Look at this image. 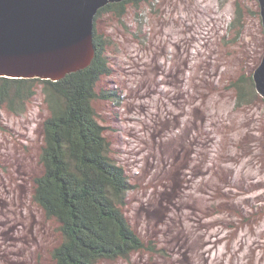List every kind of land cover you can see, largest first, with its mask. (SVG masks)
I'll return each instance as SVG.
<instances>
[{
	"label": "trees",
	"instance_id": "1",
	"mask_svg": "<svg viewBox=\"0 0 264 264\" xmlns=\"http://www.w3.org/2000/svg\"><path fill=\"white\" fill-rule=\"evenodd\" d=\"M154 3L155 0H123L102 7L95 17V57L88 67L80 71L58 81L0 77V110L5 108L14 115L26 114L36 96L42 94L41 108L46 111L40 127L41 144L38 168L32 174V193L34 202L44 214L58 223L59 240L49 251V260H39V264H100L119 259L127 260V264H264V227L261 228L264 218L255 211L258 201L245 198V193L256 184L237 176L246 163L264 167V119L258 122L255 117L258 108L252 104L251 97L256 95L260 98L263 109L264 98L257 94L253 71L243 72L242 77L235 79L229 64L222 61L224 55L221 50L214 57L201 56L199 62L186 66V79H194L195 91L200 92V104L192 107L199 112V120L198 123L189 120L192 123H187L182 134L180 127V138L172 158V168L185 171V189L197 177L207 179L200 183L207 190L197 187L200 210L182 220L184 209L178 203V213L162 220L167 224L165 238L158 234L155 238L142 235L124 212L134 185L125 167L109 156L104 126L96 119L93 106L96 98L111 101L117 106L125 98L123 83L116 79V66L120 61L112 62L109 58L111 39L101 32L100 19L107 14L112 15L121 23L124 34L128 29L124 20L130 10L137 9L139 13L145 7L155 14ZM164 3L167 4L160 2L161 5ZM186 3V0L180 2L181 5L174 3L178 16L182 11L188 14L183 6ZM236 4L240 9L225 36V43H236L244 51L248 47L243 41L246 22L240 2ZM157 9L162 17L157 33L166 35L164 20L166 15L173 13L164 11L163 7ZM260 14L258 11L259 17ZM133 34L139 36L136 32ZM146 40V37L137 40L142 51L148 47L143 44ZM124 46L122 50L128 51L129 47ZM263 55L264 52L254 71ZM241 66L245 71L248 60L242 58ZM187 74L193 76L188 77ZM108 77L113 78L107 80L111 85L97 94V87ZM224 91L232 94L234 102L229 113L248 119L242 127L244 131L236 127L231 131L227 127L224 130L229 122L223 121L220 131L213 132L212 117L221 110L220 96ZM253 119L257 122V130H252ZM234 133L240 137H232ZM231 163L239 168L230 174L227 168H236L227 166ZM205 167H211V171L206 172ZM240 192L241 195L238 194ZM182 199L184 201L185 193L179 201ZM187 225L195 229L192 237L189 230L184 231ZM202 229L209 232L220 229L221 232L218 237L201 232ZM153 231L154 236L160 233V228ZM246 231L252 234L250 244L246 239L244 243L240 242V246L234 245V239ZM5 242L7 246L12 244ZM218 243L224 244V253L216 250ZM135 255L148 258L130 260Z\"/></svg>",
	"mask_w": 264,
	"mask_h": 264
},
{
	"label": "rangeland",
	"instance_id": "2",
	"mask_svg": "<svg viewBox=\"0 0 264 264\" xmlns=\"http://www.w3.org/2000/svg\"><path fill=\"white\" fill-rule=\"evenodd\" d=\"M182 1L155 0V14L145 7L140 14L137 9L130 10L124 20L128 24L124 34L121 23L112 15L107 14L100 19L101 32L111 39L109 58L112 62L117 59L120 61L116 66V79L123 83L125 98L120 106L102 98L94 99L96 119L104 126L109 156L125 167L134 185L128 194L124 212L142 235L153 238L156 234L166 237L167 224L162 220L178 213V203L184 209L182 220L195 210L199 211L200 206L197 204L200 195L197 187L207 190L200 185L202 181H207L202 176L192 180L185 189V171L172 168L180 127L182 134L188 122L198 123L199 120V112L192 107L200 104V92L195 91L194 79H186V66L196 64L201 56L214 57L221 50L224 55L222 61L229 64L230 73L237 79L242 77L243 72L248 74L253 71L254 74L255 64L264 52V28L261 14L260 17L258 15V0H186L183 6L188 14L179 9V12L186 14L180 12L178 16L174 3L181 5ZM160 2L167 4L161 5ZM237 2L241 4L246 22L243 41L248 47L244 51L236 43H225V36L239 8ZM162 7L164 11L173 13L166 15L164 20L166 35L157 33L160 30L158 23L162 25L157 8ZM157 18L158 22H155ZM145 37L147 40L143 44L148 47L142 51L139 47L141 43L137 40ZM124 45L129 47L128 51L122 50ZM242 58L248 60L245 71L241 66ZM111 79L105 78L100 83L97 94L111 85L107 82ZM223 93L220 96L221 110L212 117L213 132L220 131L223 121L229 122L224 130L230 128L231 131L236 127L244 131L242 127L248 119L229 113L234 104L232 94L227 91ZM257 94L262 97L258 91ZM42 100V94H38L29 112L23 115H14L5 108L0 110V264H39V260H49V251L59 240L58 223L44 214L34 202L32 193V174L38 168L41 144L40 127L46 115L45 109L41 108ZM252 100V104L258 108L255 117L261 122L264 109L260 98L253 95ZM252 122V130H257L256 120ZM232 137L240 136L234 133ZM227 166L236 167L227 168L230 174L239 168L234 163ZM194 168L196 170L195 165ZM204 169H207L206 172L211 171V167ZM239 171L237 176L253 182V185L259 184L246 192L245 198L258 201L255 211H259L258 216L264 218V202H260L264 200V167L246 163ZM184 193L185 199L180 202ZM159 228L160 233L153 236V229ZM179 229L182 231V228ZM188 230L192 237L195 229L187 225L184 231ZM201 232L219 237L221 230L212 229L209 232L202 229ZM251 235L246 231L237 236L233 244L240 246V242L244 243L246 239L250 244ZM5 241L12 242L11 246H7ZM218 247L216 250L221 253L226 251L223 243H218ZM139 257L141 260L148 258L135 255L130 260ZM100 264H127V260L102 261Z\"/></svg>",
	"mask_w": 264,
	"mask_h": 264
},
{
	"label": "water",
	"instance_id": "3",
	"mask_svg": "<svg viewBox=\"0 0 264 264\" xmlns=\"http://www.w3.org/2000/svg\"><path fill=\"white\" fill-rule=\"evenodd\" d=\"M123 0H0V77L58 81L88 67L95 17ZM264 28V0H258ZM253 79L264 98V55Z\"/></svg>",
	"mask_w": 264,
	"mask_h": 264
},
{
	"label": "bare ground",
	"instance_id": "4",
	"mask_svg": "<svg viewBox=\"0 0 264 264\" xmlns=\"http://www.w3.org/2000/svg\"><path fill=\"white\" fill-rule=\"evenodd\" d=\"M263 58V57H262ZM193 70H195V68L192 67ZM259 184H257L256 186H258Z\"/></svg>",
	"mask_w": 264,
	"mask_h": 264
}]
</instances>
